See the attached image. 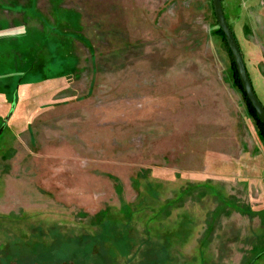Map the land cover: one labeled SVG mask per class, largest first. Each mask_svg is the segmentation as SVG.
Masks as SVG:
<instances>
[{"label":"rangeland","instance_id":"374dc122","mask_svg":"<svg viewBox=\"0 0 264 264\" xmlns=\"http://www.w3.org/2000/svg\"><path fill=\"white\" fill-rule=\"evenodd\" d=\"M264 106V0H222ZM212 0H0V264H264V135Z\"/></svg>","mask_w":264,"mask_h":264},{"label":"water","instance_id":"95a60500","mask_svg":"<svg viewBox=\"0 0 264 264\" xmlns=\"http://www.w3.org/2000/svg\"><path fill=\"white\" fill-rule=\"evenodd\" d=\"M213 10L215 14L216 21L218 23L219 28L222 30L226 43L231 53V57L234 61L236 66V70L242 85V88L245 92V95L252 105L258 119L264 126V106L258 99L252 83L248 71L245 66V62L243 59V55L239 48V45L233 35L232 30L225 18L223 7H222V0H212Z\"/></svg>","mask_w":264,"mask_h":264},{"label":"trees","instance_id":"16d2710c","mask_svg":"<svg viewBox=\"0 0 264 264\" xmlns=\"http://www.w3.org/2000/svg\"><path fill=\"white\" fill-rule=\"evenodd\" d=\"M218 32H220V33L222 34V36H223V38H224V40H225L224 34H223V32H222V30H221L220 28H218ZM225 42H226V40H225ZM226 44H227V43H226ZM229 51H230V50H229ZM230 54H231V53H230ZM232 63H233L234 69H235V75H236L237 82H238L239 86L241 87V89H242V91H243V94H244V96H245V99H246L247 105H248V107H249V110H250V112L253 114V116L255 117V119H256L257 123L259 124L260 129H261V131H262V133H263V135H264V126H263V124L261 123V121L258 119V117H257V115H256V113H255V111H254V109H253V107H252V105L250 104V102L248 101V99H247V97H246V95H245V92H244V90H243V88H242V85H241V82H240V79H239V76H238V73H237V70H236V66H235V64H234L233 59H232Z\"/></svg>","mask_w":264,"mask_h":264}]
</instances>
